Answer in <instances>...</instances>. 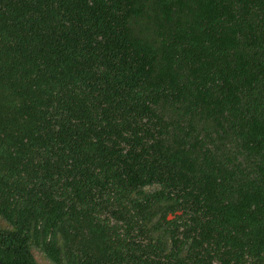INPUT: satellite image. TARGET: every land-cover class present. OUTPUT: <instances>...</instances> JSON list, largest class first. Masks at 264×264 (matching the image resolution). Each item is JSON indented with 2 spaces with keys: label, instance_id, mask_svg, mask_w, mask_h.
Listing matches in <instances>:
<instances>
[{
  "label": "trees",
  "instance_id": "trees-1",
  "mask_svg": "<svg viewBox=\"0 0 264 264\" xmlns=\"http://www.w3.org/2000/svg\"><path fill=\"white\" fill-rule=\"evenodd\" d=\"M0 260L264 264V0H0Z\"/></svg>",
  "mask_w": 264,
  "mask_h": 264
},
{
  "label": "water",
  "instance_id": "water-1",
  "mask_svg": "<svg viewBox=\"0 0 264 264\" xmlns=\"http://www.w3.org/2000/svg\"><path fill=\"white\" fill-rule=\"evenodd\" d=\"M172 217L170 216V218L169 219H171ZM0 264H3V262L0 260Z\"/></svg>",
  "mask_w": 264,
  "mask_h": 264
}]
</instances>
